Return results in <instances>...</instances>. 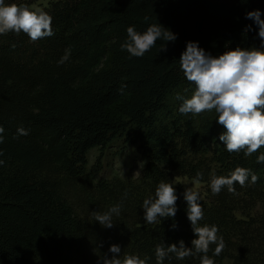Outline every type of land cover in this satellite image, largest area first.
<instances>
[{
  "label": "trees",
  "instance_id": "trees-1",
  "mask_svg": "<svg viewBox=\"0 0 264 264\" xmlns=\"http://www.w3.org/2000/svg\"><path fill=\"white\" fill-rule=\"evenodd\" d=\"M257 9L264 12V0H48L40 10L52 17L53 36L33 43L23 33L0 35V264H99L113 244L121 256L156 264V245L183 240L191 247L195 236L182 188L173 185L174 218L146 223L143 200L161 181L197 180V171L204 184L199 224L216 225L226 245L215 264H264V163L256 162L264 148L250 157L229 153L217 114H181L176 98H190L195 88L179 66L187 42L213 56L261 47L258 26L246 18ZM153 23L177 36L166 51L162 40L139 58L121 50L129 26L143 32ZM21 127L27 135L17 134ZM115 140L136 149L140 176L88 180L89 149ZM238 166L258 181L213 195L210 176ZM78 187L86 193L82 207L71 202ZM118 203L112 228L93 219ZM164 264H199V256Z\"/></svg>",
  "mask_w": 264,
  "mask_h": 264
},
{
  "label": "clouds",
  "instance_id": "clouds-1",
  "mask_svg": "<svg viewBox=\"0 0 264 264\" xmlns=\"http://www.w3.org/2000/svg\"><path fill=\"white\" fill-rule=\"evenodd\" d=\"M261 15L258 9L246 13V18L253 20L258 26L261 47L238 46L213 56L201 48L198 42L189 41L179 58L181 71L195 88L190 98L177 95V100H182L178 111L193 117L214 111L217 114L215 121L224 129L219 140L229 153L242 152L245 157L264 148V19H261ZM148 19L147 16L144 17L145 22ZM51 25L52 17L44 10H32L27 4L0 0V35L23 33L35 43L54 35ZM248 28L250 30L251 26ZM126 32L127 38L121 44V50H126L131 57L137 58L143 57L155 47L158 40L165 42L160 51H166L167 42L177 39L175 33L159 23L151 24L143 32L129 26ZM68 59L66 54L58 63L63 64ZM120 91H123V86ZM3 132L4 128L0 126V143L3 142ZM17 134L27 135L28 131L21 127ZM2 155L0 151V156ZM256 162L264 163V152H260ZM3 164L4 161L0 160V165ZM196 178L202 180L203 173L197 171ZM258 179V175L251 169L238 166L228 176L212 174L209 187L213 195H218L224 188L229 193H235V184L244 187L248 183L255 184ZM183 196L187 204V218L195 238L191 241V247H186L183 240L179 241L178 246L176 243L156 245V264H164L172 256L178 260L199 256V264H215L213 257L222 253L226 247L225 241L218 235L216 225L199 224L204 218V211L198 190L186 188ZM177 200L173 184L161 181L155 189L154 197L143 200L144 221L153 224L158 219L174 218ZM121 211L122 204L118 203L103 213L92 212V217L102 227L110 229L114 226L113 217H119ZM172 227L175 229L176 225L173 224ZM109 252L112 255L104 254L100 257L99 264H148V258L138 255L121 256V248L116 244L110 246Z\"/></svg>",
  "mask_w": 264,
  "mask_h": 264
},
{
  "label": "rangeland",
  "instance_id": "rangeland-1",
  "mask_svg": "<svg viewBox=\"0 0 264 264\" xmlns=\"http://www.w3.org/2000/svg\"><path fill=\"white\" fill-rule=\"evenodd\" d=\"M48 0H36L27 4L32 10H40L47 4ZM264 19V12L261 15ZM86 177L88 180L97 181L99 178L109 179L117 177L123 180H136L143 166L138 152L132 146H124L120 141L115 140L105 148L94 147L89 149L86 154ZM85 180L86 182L88 180ZM173 185L182 188L192 187L203 195L204 184L187 176H177L173 178ZM81 187L76 188L75 192L70 193L71 202L74 206H85L86 193ZM79 193V194H76Z\"/></svg>",
  "mask_w": 264,
  "mask_h": 264
}]
</instances>
